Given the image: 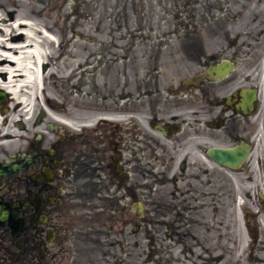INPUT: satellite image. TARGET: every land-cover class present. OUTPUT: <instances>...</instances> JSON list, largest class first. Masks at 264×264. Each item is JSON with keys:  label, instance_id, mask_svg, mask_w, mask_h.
<instances>
[{"label": "rangeland", "instance_id": "374dc122", "mask_svg": "<svg viewBox=\"0 0 264 264\" xmlns=\"http://www.w3.org/2000/svg\"><path fill=\"white\" fill-rule=\"evenodd\" d=\"M19 20L32 22L29 28L37 30V39L45 37L44 29L49 31L51 54L67 60L68 67L61 70L58 80L50 76L49 71L46 86L51 97L39 93V98L33 102L34 114L41 106L48 111L46 104H49V116L44 122L58 116L62 125L92 126L103 115L98 112L100 107L111 97V100L115 97L124 100L127 94L135 97L142 92L143 100L151 103L157 98L167 101L171 96L178 97L181 92L188 91L192 98L188 104L196 113L194 124L211 114L210 104L200 107L204 93L216 102L217 97L229 94L236 87L257 84L261 92L260 109L250 120L246 135L252 136L259 126L264 128V0H0V31L3 32L0 38L19 39L17 31L9 34V24ZM222 58L233 61V70L223 80L210 81L205 74L207 65ZM70 62L75 63L73 73L67 72ZM45 63L50 64L49 58ZM52 63L54 66V60ZM189 79H193L191 85ZM43 86L44 83L41 88ZM169 86L171 92L166 90ZM29 88L32 91L35 85ZM19 95L20 102L24 96L21 92ZM12 99L11 96L14 104L17 99ZM184 101H180L182 106ZM179 106L174 112L184 113ZM205 110L207 116L199 115ZM142 120V115L134 117L136 125L142 124ZM6 132L12 133L8 127ZM151 133L160 138L152 131L150 137H153ZM109 135L108 128L105 131L107 140ZM254 139L256 150L251 152L245 169L227 173L228 199L222 198V184L219 183L214 189L212 205L209 203L206 207L208 214L213 213L210 222L213 231L209 234L215 238L209 242V235L203 232L197 236V244L223 245L228 238L240 236L243 239L244 228L238 217L243 211L250 214L256 209L257 206H253L257 201L253 198L264 182V138L256 141L254 136ZM221 170L219 172L226 174ZM75 219L85 220L81 215ZM112 220L115 222V218L110 220L105 215L101 221ZM204 223L205 220H199L198 228L204 230ZM113 227L118 230L117 224ZM228 228L231 235L226 232ZM195 242L191 240L192 246ZM128 250L132 251L130 264H144L145 251L140 247V240ZM219 252L217 250L214 255ZM188 256L189 252L183 258L187 260ZM194 260L192 255L191 263Z\"/></svg>", "mask_w": 264, "mask_h": 264}, {"label": "flooded vegetation", "instance_id": "af4514ba", "mask_svg": "<svg viewBox=\"0 0 264 264\" xmlns=\"http://www.w3.org/2000/svg\"><path fill=\"white\" fill-rule=\"evenodd\" d=\"M128 98L133 99L132 96ZM147 109L146 115L132 109L116 111L109 146L106 138L99 136L100 139L93 143L98 148L93 147L89 152L85 150L83 134L76 140L68 134L62 138L48 137L42 143L31 140V134L28 133L20 140L26 149L25 157H31L32 160L23 168L9 173L0 172V212L7 205L13 214L8 217L9 220L21 223V228L15 231L0 213V264H75L77 256H83L81 264H113L117 251L124 252L128 259V247L133 246L130 236L134 232V181L140 176L148 178L150 164L155 161L159 163V168L164 169V174L159 171L155 178L159 180L160 198L180 197L182 207L178 206L179 209L186 214H194V198L199 194L197 187L207 176L197 175L196 169H190L185 163L190 153V144L185 136L188 137L190 127H180L184 120L179 115L171 114L170 106L167 110L158 111L148 103ZM166 113L168 117H163ZM137 115L143 117L140 125L134 123ZM150 119L161 120L174 138L172 152L158 139L149 136ZM157 150L161 154L160 158L155 157ZM175 154L184 156L183 163L171 166ZM5 161L6 156L0 154V164ZM73 169H79V183L72 182L73 177H76ZM43 170L48 175L40 180L38 176L43 174ZM174 170H177L175 175L172 174ZM76 186L82 190L78 197L73 196ZM152 193L148 191L146 197L142 198L145 201L143 216L160 208L150 202ZM67 196L81 203V209L84 210L82 214L77 213L76 208H69ZM16 202L18 204L14 206ZM118 203L125 207H118ZM107 212L115 218L121 231L123 225L131 226L130 235L126 234V238L122 239L124 243L102 241L101 220ZM79 215L86 219L76 220L75 217ZM43 216H46L48 225L41 218ZM258 247H264V244L258 243Z\"/></svg>", "mask_w": 264, "mask_h": 264}, {"label": "bare ground", "instance_id": "6f19581e", "mask_svg": "<svg viewBox=\"0 0 264 264\" xmlns=\"http://www.w3.org/2000/svg\"><path fill=\"white\" fill-rule=\"evenodd\" d=\"M31 23V21L19 20L9 24V34L16 31L20 34L17 40L0 38V89L10 93L14 100L17 99L15 100L17 103L14 102L13 104L14 108H20L19 110L28 113H31L33 102L39 98V93L45 97L48 95L51 97L46 86L49 71L50 76L56 77L58 80L62 76L61 70L68 67L67 60L58 59V55L53 56L51 54L49 46L52 43L49 42V31L47 32L43 28L42 33L45 37L37 39V30L29 28ZM1 33L3 34L0 31ZM48 58L51 65L49 63L44 64ZM52 60H54V66ZM72 66H75L74 62H70V70L67 72L71 73L73 71ZM66 76L71 77V74ZM43 83L44 86L41 88ZM31 84L35 85V89L32 91L29 88ZM19 92L24 96L20 102L18 101ZM31 95H33L32 98ZM1 137L3 135H0Z\"/></svg>", "mask_w": 264, "mask_h": 264}]
</instances>
